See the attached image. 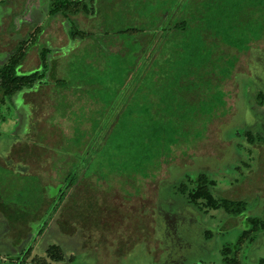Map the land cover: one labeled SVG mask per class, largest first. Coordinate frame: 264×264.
<instances>
[{
  "label": "rangeland",
  "instance_id": "1",
  "mask_svg": "<svg viewBox=\"0 0 264 264\" xmlns=\"http://www.w3.org/2000/svg\"><path fill=\"white\" fill-rule=\"evenodd\" d=\"M1 13L3 16L9 14L8 11ZM116 18L110 15L97 17L93 23L81 16L79 20L85 30L91 31L93 27L96 31L104 32L105 28L121 25ZM20 24L21 20L12 17L10 31ZM59 24H55L53 29L64 33V36L60 34L59 45L64 46L61 50L64 55L62 58L68 60L62 64V68L65 66L61 72L62 78L70 80L69 72L75 66L84 70L90 67L99 73L101 70L97 68L96 60H92L91 66L86 62L89 53L82 50L84 44L76 45L70 41L67 36L68 24L65 22L63 32ZM249 47L247 52L240 54L234 49L223 47V53L227 54L225 58L235 56L237 62L232 75L220 82V87L213 89L217 103L224 105L225 102V106H219V109L213 111L203 109L198 112L200 120L195 123L191 107L182 110L181 114H187L189 122L188 125L183 121L174 123L172 127L176 142L171 146L153 142L151 147L145 149L147 153L139 144L136 147L130 146L127 138L136 130L126 126L127 118L137 116L138 113L126 111L123 124L114 126L113 135L106 138L101 155L91 165L92 172L101 171L91 177L90 185L82 183L76 188L73 196L76 202H73L68 214L63 216H60L63 207L57 209L53 203L55 191L46 188V184L55 183L53 180L57 176V169L50 161H46L49 156L47 159L46 156L39 159L40 150L36 149L48 150L49 136L48 139L39 136L40 140H33V134L38 132L36 118L41 117L42 127H45L44 118L52 115L44 106L46 102H42L40 94L31 92L26 96V101L30 103L18 98L14 102L0 104V158L7 159L9 156L16 161V165L8 166L9 169L0 165V199H3L7 208L14 210H11L13 215L8 214L10 222L0 207V264H10L9 260L15 257L19 249L29 246L34 247V256H44L51 244L62 246L66 252L67 260L62 264H224L221 252L223 247L236 246L241 232L248 228L246 221L243 226H235L234 223H241L244 218L236 221L233 217L226 218L227 215L221 210L203 216L193 213L188 209L179 186L187 181L188 176L196 177L201 172H208L215 181L217 194L233 199H247L250 202L247 214L264 216V144L252 147L254 151L249 158L250 148L242 136L245 131L258 128L260 120H263L256 118L263 114L257 113L254 108L253 97L257 96L258 89L264 91V40L254 41ZM131 51L138 52L139 49L136 47ZM115 62L113 55H109V76L103 85L105 92L95 90L90 93L95 97V101L89 100L94 104L92 109L88 110V106L78 100L73 104L76 96L71 95L68 89L64 90L67 101L61 98L60 117L57 113L55 122L62 123L67 136L72 134V127L82 125L80 121L85 118L83 115L90 116L92 124H95L94 130L99 131L96 124L103 126L115 120L112 118L117 115V106L132 100L130 87L135 79L124 77L129 66L120 63L117 68L113 66ZM33 70L29 68L24 72L28 74ZM132 72L137 76L136 66L131 69ZM118 85L120 88L117 89ZM117 90H120L119 93H116ZM100 94L104 95V99ZM69 100L73 104L69 111L74 110L72 115L77 116V119L69 118L70 112L66 111L68 116L64 114ZM172 102L174 106H180L177 100ZM139 107L142 108V105ZM101 117L103 119L99 120ZM86 127L88 124L81 128ZM103 131L106 132L107 128H103ZM255 134L264 138V126ZM57 136L60 137V134ZM32 143L37 146L30 155L28 147ZM21 144L29 146L24 150L15 148ZM240 145L245 148L242 149ZM49 151L55 153L54 150L44 152L51 153ZM44 160L45 164H41ZM243 161L249 165L246 166ZM25 168L27 171H23ZM91 171L88 175L92 174ZM32 172L41 176L44 190L48 193L44 194L45 198L37 208L32 207L28 201V207L23 206L21 209L17 205V192L24 193L21 190H26L30 195L31 187L37 188L40 185ZM113 172L133 177L134 181L122 183L123 179ZM17 178L24 183L18 182ZM228 179H236L238 183L232 186ZM58 185L64 188V182ZM37 192L41 194L42 191ZM28 198L31 199L30 196ZM35 214L37 216L33 217ZM73 221L85 229V240L81 227L76 231L74 224L68 225L75 223ZM41 229H44L42 234ZM75 231V234L69 235ZM72 256L74 258L70 260ZM261 258H264V242L260 239L247 242L240 251L242 264H259Z\"/></svg>",
  "mask_w": 264,
  "mask_h": 264
},
{
  "label": "trees",
  "instance_id": "2",
  "mask_svg": "<svg viewBox=\"0 0 264 264\" xmlns=\"http://www.w3.org/2000/svg\"><path fill=\"white\" fill-rule=\"evenodd\" d=\"M49 13L51 16L60 15L64 18L68 24L67 36L70 41L76 45L84 44L82 50L89 53L86 62L91 66L92 60H96V66L98 65L97 68L101 71L97 73L90 67L84 70L75 66L69 72L70 80L63 79L61 72L65 66L62 68V64L68 60L57 61L58 59L52 54L53 50L46 46L38 50L39 67L28 74L23 72L21 67L27 54L39 42V35L43 32L42 27H35L26 38L17 42L4 60L0 59V104L14 102L18 98L24 101L22 96L28 91L50 89L46 94L44 106L52 115H48V119L44 118V124L47 125L45 127H42L43 119L36 118L38 132L33 134V140H40L43 136L48 139L49 136V141L46 140L48 150H54L55 153L44 152L48 150L36 148L37 145L33 143L30 146L21 144L15 148L24 150L29 146L30 155L36 148L40 150L39 159L43 156H46V159L47 156L50 157L46 161H50L51 165L55 166L57 176L53 180L55 183L46 184V188L48 191H55L52 198L54 206L57 209L63 207L60 216L68 214L69 208L73 202H76L73 201L76 188L82 183L90 185L91 177L101 171L92 172L91 165L101 155L106 138L113 135L114 126L123 124L126 111L131 114L138 113L137 116L130 117L132 120L127 118L126 126L136 130L127 138L130 146L136 147L139 144L145 153H147L145 149L151 147L153 142L171 146L170 144L176 142L172 127L174 123L189 122L187 114H181L182 110H188L190 106L195 123L200 120L198 112H202L203 109L213 111L219 106V108L225 106V102L224 105L217 103L213 89L220 87L219 83L231 76L236 58L235 56L231 59L225 58L227 54L223 53V47L234 49L240 54L247 52L252 42L264 40V0H159V2L158 0H50ZM107 15L117 17L116 20L118 19L120 21L118 24L121 25L105 28L104 32L96 31L93 27L90 31L85 30L79 20L84 16L93 22L97 17ZM136 47L139 51L132 52L131 50ZM109 55H113L116 61L114 67L119 68L120 63L129 66L124 77L135 79L130 87L132 100L117 106V115L112 118L115 120L108 121L103 126H100V123L96 124L99 131L94 130L95 124H92L90 116L83 115L85 118H81L80 121L82 125L77 124L72 127V134L67 136L62 123L55 122L57 113L60 117V105L63 102L61 98L67 101L64 90L68 89L71 95L76 96L73 104L78 100L88 106V110L92 109L94 104L89 100L95 101V97L90 93L95 90L105 92L103 85L109 76ZM135 66L137 76L131 73V69ZM51 77L56 78L53 85H51L53 83ZM97 81L99 84H96ZM118 88L120 85L117 86ZM119 91L117 90L116 93ZM100 95L104 99V95ZM172 100H177L183 107L174 106ZM73 104L71 101L67 103L64 114L70 112L69 118L77 119V116L72 115L74 110L69 111ZM139 105H142V108ZM177 114L179 115L176 116ZM102 119L101 117L99 120ZM85 124H88V127L82 129ZM103 128H107V131L104 132ZM58 134L60 137L57 136ZM247 135L250 140L253 139L251 134L247 133ZM22 161L19 162L25 165ZM46 161H42L41 164H45ZM24 162L26 163V159ZM90 171L92 174L88 175ZM112 174L123 179L122 183L134 181L133 177L116 175V172ZM32 175L38 178L40 185L36 186L37 188L31 187L30 195L26 190H21L24 193L17 192L19 196L17 205L21 209L23 206L28 207V201L32 207L37 208L42 204L44 194L48 193L44 190L41 176L33 172ZM18 182L24 183L21 180ZM63 182L64 188L61 189L58 184L61 185ZM187 182L188 179L179 186V191L187 202L210 210L220 209L234 217L246 216L248 228L241 232L236 246L232 248L226 245L221 251L224 264H242L240 251L244 245L259 239L264 242V216L248 215L245 199L216 197L213 191L214 182L205 174H200L193 180L195 187L190 192ZM38 190L42 191L41 194L37 192ZM0 207L6 210V218L10 220L8 214L13 215L14 210L7 208L3 199H0ZM35 216L37 214L33 217ZM73 224L76 231L81 227L76 222L68 223L69 226ZM81 228L83 236L85 229ZM76 231L67 234L72 235ZM43 232L44 229H41L40 234ZM83 239L85 240V237ZM33 251L32 246L19 249L15 257L9 260L10 264H62L67 260L66 252L58 244L49 245L44 256L39 254L34 256ZM70 258L72 260L74 257ZM259 264H264V258L259 260Z\"/></svg>",
  "mask_w": 264,
  "mask_h": 264
},
{
  "label": "crops",
  "instance_id": "3",
  "mask_svg": "<svg viewBox=\"0 0 264 264\" xmlns=\"http://www.w3.org/2000/svg\"><path fill=\"white\" fill-rule=\"evenodd\" d=\"M50 0H0V59L4 60L7 55L15 48L17 42L26 38L35 27H42L43 32L39 35V42L35 44L31 50L28 52L27 57L21 67L22 71L27 69H36L39 67V57L38 50L41 47H49L52 51V54L58 59L57 61H62L63 54L61 50L63 45H59L60 34L64 36V33H58L57 30H54L55 24L60 23L62 32L65 28V20L62 16H51L49 13ZM10 10H12L10 12ZM9 12L6 16H3L1 12ZM17 18L21 20L20 26H15L13 31H10L9 25L12 21ZM54 30V31H53ZM63 36H61L63 38ZM53 59V57H52ZM56 78L51 77V85L54 84ZM37 93L40 94L42 102L46 101L45 94L50 92L49 88H46L44 91L32 90L26 92L22 96L24 102L26 103V96L28 93ZM33 96V95H31ZM30 103V102H27ZM34 107V106H33ZM35 108V107H34ZM9 158L2 159L0 158V165L9 169Z\"/></svg>",
  "mask_w": 264,
  "mask_h": 264
},
{
  "label": "flooded vegetation",
  "instance_id": "4",
  "mask_svg": "<svg viewBox=\"0 0 264 264\" xmlns=\"http://www.w3.org/2000/svg\"><path fill=\"white\" fill-rule=\"evenodd\" d=\"M237 63V62H236ZM235 66H236V64H235ZM235 66H234V68H235ZM234 68H233V70H234ZM232 73H233V71H232ZM232 73H231V75H232ZM253 101H254V108L257 110V113H259V114H263L261 117H256V118H263V120L261 121L260 120V123H259V127L257 128V127H254L253 129H251V130H247V131H245V133L242 135L243 136V139L244 140H246V145H248L249 146V148H250V151H249V158H251V153H253V151H254V148L255 147H257L256 146V144H264V138L261 136V135H259V134H255V132H257V131H261V128L264 126V91H262V90H259L258 89V94H257V96L255 97H253ZM247 133H249V134H251L252 135V140H250L249 138V136L247 135ZM241 147H242V149L243 148H245L244 146H242V145H240ZM252 147H254V148H252ZM13 151V150H12ZM13 153V152H12ZM10 160H9V165H10V167H12L13 165H16V161L14 160V159H12V158H10L9 156H7ZM252 159H254V158H252ZM245 161H243V163H244ZM242 163V164H243ZM22 164V163H21ZM245 164V163H244ZM246 166H248L249 164L248 163H246L245 164ZM26 166V165H25ZM27 168H25V170H23V171H27L26 170ZM241 171H243V169H241ZM200 174H205V175H207L208 177H210L211 178V180L214 182V186H215V181H214V179H213V177H212V175L211 174H209L208 172L207 173H203V172H201V173H199L198 175H200ZM197 175V176H198ZM196 176V177H197ZM242 176V175H241ZM196 177H190V176H188V188H189V192L190 191H192V189L195 187V185H194V183H193V180L196 178ZM226 177L228 178V175H226ZM225 177V178H226ZM243 177V176H242ZM226 178V179H227ZM231 178V177H230ZM229 180V179H228ZM231 180V179H230ZM229 180V181H230ZM136 181V180H135ZM238 183V181L235 179H233L232 181H230V185H232V186H234V185H236ZM213 186V187H214ZM214 191V195L216 196V197H226V196H224V195H219V194H217L216 193V190L214 189L213 190ZM227 198H229V197H227ZM231 199H233V198H231ZM246 201H247V213H249L248 211V208H249V205H250V202L247 200V199H245ZM187 204H188V209H191L192 210V212L193 213H198V214H200V215H208L211 211H220V209L219 210H210V209H208V208H205V207H199V206H197V205H194V204H192V203H190L189 201L188 202H186ZM5 210V209H4ZM3 210V211H4ZM2 211V210H1ZM2 211V212H3ZM222 212H224L223 210H221ZM225 213V212H224ZM3 214L7 217V215H6V210L3 212ZM226 214V213H225ZM227 215V217L226 218H229V217H233V220H237L238 218H244V220L243 221H241V223L240 222H237V224H235L234 223V225L235 226H243L244 225V223H245V221H246V216L244 215V216H239V217H234V216H232V215H229V214H226ZM258 216H262V215H258ZM230 219V218H229ZM173 223H175V222H173ZM226 223H228V222H226ZM222 225H224V222L222 223ZM11 227H10V225H9V229H10Z\"/></svg>",
  "mask_w": 264,
  "mask_h": 264
}]
</instances>
